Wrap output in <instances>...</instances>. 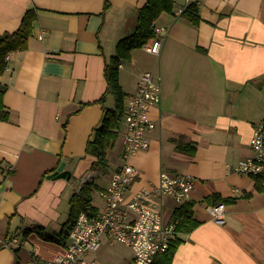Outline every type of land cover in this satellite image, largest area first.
Listing matches in <instances>:
<instances>
[{
    "label": "crops",
    "instance_id": "1",
    "mask_svg": "<svg viewBox=\"0 0 264 264\" xmlns=\"http://www.w3.org/2000/svg\"><path fill=\"white\" fill-rule=\"evenodd\" d=\"M146 1L107 0L105 7V0H0V35L15 32L27 10L36 16L27 48L8 53L0 75L9 114L0 122V264L61 254L67 239L62 246L35 233L23 241L13 234L36 225L59 232L80 185L94 177L102 189L121 166L123 118L106 170H92L95 157L85 149L102 116L97 100L106 90L105 64L116 43L133 32L136 10ZM197 1V26L177 15L185 0H174L173 13L155 22L166 29L159 54L133 50L119 68L127 97L142 72L161 79V102L149 111L155 124L146 133L149 148L128 160L139 176L127 197L157 184L161 172L188 175L187 201L198 225L179 236L172 264H264V190L234 170L251 155L254 127L264 121V0ZM113 104L106 95L104 106ZM172 139L190 143L195 153H179ZM60 163L70 178H48ZM211 195L234 199L225 205L223 224L209 214L205 198ZM93 198L97 211L102 201ZM162 202L166 220L182 204L169 197ZM13 237L17 243L9 244ZM111 241L103 238L91 258L131 264V249L119 243L112 250Z\"/></svg>",
    "mask_w": 264,
    "mask_h": 264
},
{
    "label": "built area",
    "instance_id": "2",
    "mask_svg": "<svg viewBox=\"0 0 264 264\" xmlns=\"http://www.w3.org/2000/svg\"><path fill=\"white\" fill-rule=\"evenodd\" d=\"M196 0H185L183 9ZM155 37L142 46L147 54L158 55L166 31L154 26ZM8 57H6L7 59ZM161 102V79L151 71L142 72L136 90L125 100L121 160L109 183L98 191L101 209L94 214L81 213L69 230L63 252L52 259H30L23 264H100L91 255L99 250L103 238L123 244L131 249L132 264H151L163 253L174 236L175 223L166 220L162 213V200L173 199L177 204L187 201L193 188V178L188 175H170L161 172L155 185L144 186L127 197L131 185L139 176L129 158L148 150L146 133L155 128L149 111ZM251 155L240 160L234 170L246 177L264 172V121L256 124L250 139ZM238 191V189H235ZM217 224H223L225 205L208 208ZM15 237L9 244L17 243ZM5 244V242H4Z\"/></svg>",
    "mask_w": 264,
    "mask_h": 264
},
{
    "label": "trees",
    "instance_id": "3",
    "mask_svg": "<svg viewBox=\"0 0 264 264\" xmlns=\"http://www.w3.org/2000/svg\"><path fill=\"white\" fill-rule=\"evenodd\" d=\"M105 7H107V0H105ZM173 9L174 0H147L144 6L136 10V24L133 32L116 43L115 55L106 62L104 69L106 90L97 100V103L103 105L102 116L98 125L92 130L85 149V155L95 157L92 170L104 171L108 168L107 150L113 145L118 136L119 123L124 113V101L127 98V95L119 84V68L122 62L130 60L133 50L140 49L144 44L153 40L155 37L153 28L156 20L163 13L172 14ZM178 16L186 18L193 26H197L200 23L198 1L191 2ZM35 17L34 10H27L22 16L20 25L15 32L0 35V75L7 68L5 58L8 53L24 51L27 48L28 36ZM262 79V83H264V77ZM258 86L260 85L258 84ZM5 90L6 87L0 85V122L7 121L9 117L2 101ZM106 95H110L113 98L114 104L112 108L104 106ZM65 128L66 123L63 126L64 130ZM172 141L175 143V149L179 153L190 156L195 153V147L190 143H184L180 139H172ZM252 178L255 190L258 192L263 191L264 172ZM94 190H101L94 177L87 179L80 185L77 192L69 199L68 218L59 232H49L45 227L36 225L18 233L16 232L13 235L21 236L23 241L30 234L35 233L44 241L64 246L68 232L73 227L78 216L83 212L87 214H94L96 212L91 203ZM248 196L250 194H247L245 197ZM205 202L209 206H215L220 203L226 205L234 202V199L211 195L205 198ZM193 205L192 201H186L173 210L170 221L175 223L174 236L170 240L168 248L163 253L157 255L151 264H172L175 250L180 243L179 236L191 232L198 225V221L194 219ZM18 250L19 248H16L13 251L17 253Z\"/></svg>",
    "mask_w": 264,
    "mask_h": 264
},
{
    "label": "water",
    "instance_id": "4",
    "mask_svg": "<svg viewBox=\"0 0 264 264\" xmlns=\"http://www.w3.org/2000/svg\"><path fill=\"white\" fill-rule=\"evenodd\" d=\"M64 168V163H60L59 167L57 168V170L55 172H53L52 174H50L48 176V178H65V179H69L70 178V173L68 171L63 170Z\"/></svg>",
    "mask_w": 264,
    "mask_h": 264
},
{
    "label": "rangeland",
    "instance_id": "5",
    "mask_svg": "<svg viewBox=\"0 0 264 264\" xmlns=\"http://www.w3.org/2000/svg\"><path fill=\"white\" fill-rule=\"evenodd\" d=\"M94 171H97V170H94ZM97 190H94L93 191V196H94V202H100L99 201V198H98V196H97ZM121 246H123V245H120L119 243H115L114 241H111V249L112 250H117V249H120L121 248ZM131 264H132V262H131Z\"/></svg>",
    "mask_w": 264,
    "mask_h": 264
}]
</instances>
